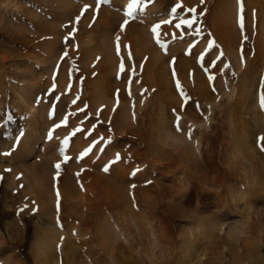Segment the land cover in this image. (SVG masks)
Masks as SVG:
<instances>
[{"label":"rangeland","instance_id":"374dc122","mask_svg":"<svg viewBox=\"0 0 264 264\" xmlns=\"http://www.w3.org/2000/svg\"><path fill=\"white\" fill-rule=\"evenodd\" d=\"M132 3L0 0V264H264V0Z\"/></svg>","mask_w":264,"mask_h":264},{"label":"snow or ice","instance_id":"6c2138e0","mask_svg":"<svg viewBox=\"0 0 264 264\" xmlns=\"http://www.w3.org/2000/svg\"><path fill=\"white\" fill-rule=\"evenodd\" d=\"M136 3H137V0H133V3L128 5V8H129L128 15H129V16L132 15V12H133V9H134V6H135ZM86 7H87V6H86ZM178 7H179V5H178ZM189 11H194V9H190ZM77 19H78V18H77ZM239 22H240L241 27L243 28V18H242V17L240 18ZM127 23H128V21L125 20V21H124V24L126 25ZM163 23H170V21H164ZM186 23L189 24V26H190V23H189L188 21H183V20H182V21L180 22V24H177V25H176V27L179 28V27L181 26V24H186ZM123 26H124V25H121L122 28H123ZM157 28H159V25H154L153 28H152V31L155 33L156 30H157ZM244 39H247V37L245 36ZM117 41H119V37H117ZM117 50L119 51V44H117ZM221 54H222V53H221ZM74 102H75V101H73V103H74ZM259 103H260V107H261L262 109H264V93H262V94L260 95ZM178 120H179V118H178ZM57 127H59V125H57ZM177 130H180V129H179V123H178V121H177ZM189 138H191V136H189ZM259 141H264V137H260V138H258V142H259ZM66 142H67V141H65V143H66ZM261 150L264 151V144H261ZM119 158H120V157H119V154H117L116 159L118 160ZM66 159H67V158H66ZM56 167H57V169H59L60 165L57 164ZM107 170H108V168L105 167L104 171H107ZM132 187H135V185H132ZM57 196H59V193H57ZM20 211H23V209H21Z\"/></svg>","mask_w":264,"mask_h":264},{"label":"bare ground","instance_id":"6f19581e","mask_svg":"<svg viewBox=\"0 0 264 264\" xmlns=\"http://www.w3.org/2000/svg\"><path fill=\"white\" fill-rule=\"evenodd\" d=\"M70 84V83H69ZM101 97V96H100ZM102 97H104V96H102ZM102 97H101V99H102ZM115 98V97H114ZM107 100H108V98H107ZM110 100H111V102H110ZM112 101H117V100H112V98L110 99V97H109V100H108V102H106V101H103L104 103H107V105H108V103H109V105H110V103H111V105H112ZM99 103V106H101L103 103L101 102V101H99L98 102ZM100 103H101V105H100ZM114 103V102H113ZM116 103V102H115ZM115 105V104H114ZM113 105V106H114ZM112 106V107H113ZM106 107V106H105ZM111 109V108H110ZM118 109V108H117ZM113 110V109H112ZM69 114V113H68ZM49 115V117H51L52 116V114L51 113H49L48 114ZM70 115H71V113H70ZM84 115V114H83ZM84 117V116H83ZM60 208V207H59ZM60 210V209H59Z\"/></svg>","mask_w":264,"mask_h":264}]
</instances>
